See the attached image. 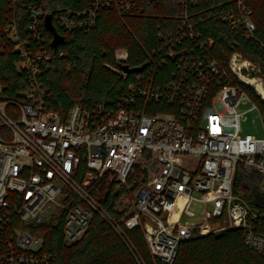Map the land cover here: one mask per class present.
<instances>
[{
    "label": "built area",
    "instance_id": "1",
    "mask_svg": "<svg viewBox=\"0 0 264 264\" xmlns=\"http://www.w3.org/2000/svg\"><path fill=\"white\" fill-rule=\"evenodd\" d=\"M160 2L92 0L87 10L55 15L29 7L28 38L13 19L0 28V54L12 47L31 81L23 101L6 100L0 85V264H52L35 232L63 212L69 246L99 215L133 253L125 229L140 227L152 256L166 264L174 262L181 243L234 228L242 229L246 245L264 256V201L254 209L233 191L241 169L260 175L258 192L264 198V138L241 136L245 113L240 110L248 104L259 110L246 89L264 100V78L260 67L239 52L227 66L215 59L213 40L203 39L194 22L197 0H179L175 32L159 33L161 45L115 110L75 106L62 116L46 107L41 76L52 58L43 30L47 15L65 32L90 30L104 10L139 16ZM251 13L238 0L236 11L222 19L254 38ZM115 57L127 65L129 52L118 49ZM169 64L171 78L158 84L156 77ZM112 71L130 76L122 68ZM151 108L155 113L147 112ZM137 166L146 181L133 194L132 207L127 204L130 211L116 220L103 208L105 195L97 186L102 180L125 184ZM194 203L205 208L202 215L190 211ZM196 216L201 222L184 221Z\"/></svg>",
    "mask_w": 264,
    "mask_h": 264
},
{
    "label": "trees",
    "instance_id": "2",
    "mask_svg": "<svg viewBox=\"0 0 264 264\" xmlns=\"http://www.w3.org/2000/svg\"><path fill=\"white\" fill-rule=\"evenodd\" d=\"M237 1L197 0L194 22H198L203 39L213 40L212 53L220 64L227 66L231 55L239 52L260 67L264 78V0H243L252 12L251 20L256 27L254 38H248L241 28L222 19L223 14L236 11ZM91 2L0 0V28L13 19L26 39L30 22L29 7L55 15L69 10H87ZM178 10L179 0H161L159 5L147 7L139 16H120L115 11L104 10L100 13L97 26L90 30L65 32L54 23L65 39V44L56 51L52 47V36L44 28L46 47L52 54L41 76L46 107L62 116H66L75 106L92 110L97 105H104L115 110L127 93L128 84L137 74L131 73L128 79H124L113 72L112 69L122 67L116 61L115 52L118 49L129 52L127 66L130 68L145 67L149 64V54L161 45L159 33L168 35L175 32L179 21ZM171 69L169 64L158 74V84H164L171 78ZM0 85L4 88V98L10 101H23L24 93L31 86L23 60L12 47L0 54ZM246 90L264 116V100L254 89L249 87ZM156 108L157 111H170L165 107ZM151 109L147 112L155 113L154 108ZM146 177V173L137 166L125 184H106L102 180L97 187L105 195L101 201L103 208L120 220L130 208L116 211L117 205L124 197L132 196ZM259 185L258 173L246 174L239 169L233 191L252 208L259 209L261 201H264L258 192ZM65 216L66 212H63L58 221L41 225L35 232L44 239L43 251L52 257V264H166L152 256L140 227L125 229L134 254L113 227L99 215L94 217L83 238L69 246L64 237ZM172 264H264V256L246 245L242 229L234 228L181 243Z\"/></svg>",
    "mask_w": 264,
    "mask_h": 264
},
{
    "label": "rangeland",
    "instance_id": "3",
    "mask_svg": "<svg viewBox=\"0 0 264 264\" xmlns=\"http://www.w3.org/2000/svg\"><path fill=\"white\" fill-rule=\"evenodd\" d=\"M251 107L252 104H248V105H243L240 108V110L244 111L245 113L242 117V122H241V127H242L241 136L252 135L257 139H262L264 138V123L262 117L260 115L259 110H250ZM123 199L121 201H124ZM126 200H125L126 206H124L122 203H119V206L117 205L119 210L122 211L125 207H127V204L128 205L130 204V206L132 207L134 202L133 195L127 196ZM190 211H192L196 215H202L205 211V208L203 206L194 203L193 205H191ZM184 221H187L189 223H199L201 222V218H199L198 216L194 218L186 217L184 218Z\"/></svg>",
    "mask_w": 264,
    "mask_h": 264
},
{
    "label": "water",
    "instance_id": "4",
    "mask_svg": "<svg viewBox=\"0 0 264 264\" xmlns=\"http://www.w3.org/2000/svg\"><path fill=\"white\" fill-rule=\"evenodd\" d=\"M45 27L47 31L51 34L52 36V47L56 51L60 46L65 44V39L62 35L58 33L56 30L54 24H53V18L51 15H47L44 20ZM125 72L127 73H140L142 72L145 67H138V68H130L127 65H122L121 67Z\"/></svg>",
    "mask_w": 264,
    "mask_h": 264
},
{
    "label": "bare ground",
    "instance_id": "5",
    "mask_svg": "<svg viewBox=\"0 0 264 264\" xmlns=\"http://www.w3.org/2000/svg\"><path fill=\"white\" fill-rule=\"evenodd\" d=\"M262 93H263V98H264V91H262Z\"/></svg>",
    "mask_w": 264,
    "mask_h": 264
}]
</instances>
